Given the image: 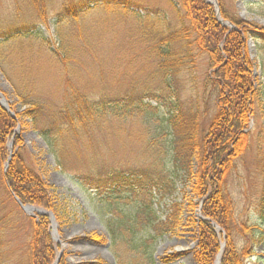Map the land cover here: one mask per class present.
Listing matches in <instances>:
<instances>
[{"label":"rangeland","instance_id":"374dc122","mask_svg":"<svg viewBox=\"0 0 264 264\" xmlns=\"http://www.w3.org/2000/svg\"><path fill=\"white\" fill-rule=\"evenodd\" d=\"M179 6L178 0H0V94L17 121L9 142L21 143H13L10 165L17 155L18 166L41 176L65 209L62 221L51 212L56 229L49 217L53 264H195L197 225L205 218L168 118L194 109L208 130L219 89L209 55L193 37L171 39L181 29ZM220 10L226 21L245 25L225 28L243 34L256 72L248 143L225 180L233 240L245 249V264H264V0H221ZM80 97L91 107H132L126 116L105 112L71 127L68 114L75 119L71 104ZM33 106L35 120L22 116ZM4 166L0 264H31L32 219L38 224L42 215H27L8 193ZM216 226L224 253L226 233Z\"/></svg>","mask_w":264,"mask_h":264},{"label":"trees","instance_id":"16d2710c","mask_svg":"<svg viewBox=\"0 0 264 264\" xmlns=\"http://www.w3.org/2000/svg\"><path fill=\"white\" fill-rule=\"evenodd\" d=\"M178 2L180 6L177 11L179 14H184L179 15L181 29L172 34L171 39L183 41L193 37L192 43L198 50L209 55L211 66L215 69L211 80L219 89L218 112L211 120L208 130L201 129L199 112L193 111L194 109L188 111V114L178 109L176 112H171L168 118L175 138L173 145L177 150V147L181 150L178 162L194 181L192 195L198 200V206L201 205V213L205 218L197 225L198 248L195 252V264H215L217 256L222 251L212 224L219 225L226 233L224 238L226 246L220 264H245L246 251L238 249L233 240L231 225L234 220V208L231 200L226 196L225 180L234 160L240 157L244 144L248 143V135L244 132L249 128L250 102L253 103L255 98L253 63L248 56L247 41L243 34L235 30L229 32L221 25L211 4L206 0H178ZM218 2L220 5L221 0ZM70 9L66 11L74 10ZM222 16L223 19L227 18L224 11ZM234 23L237 28L245 26ZM260 35L263 36L264 33L261 32ZM81 99L82 97L77 98L79 102L71 104L75 109V119L68 114L71 127L83 124L84 119L100 117L105 112L114 113L115 116H126L130 106L132 107L131 102H115L113 106L99 103L91 107L86 99ZM35 110H38L37 106L27 109L22 116L35 120L37 117ZM16 126V119L0 106L2 166L7 162L8 145L11 137L16 135L14 132ZM55 126L58 128V133L54 140L58 141L57 136L58 134L62 136V128L59 124ZM13 143L15 148L21 144L16 137ZM195 163L196 172H194ZM18 165L19 161L15 155L9 169L2 174V182L8 193L13 198H18L25 206L40 207L53 212L57 220L62 221L61 215L65 209L55 204L48 184L29 167ZM170 189H173L171 185ZM261 209L264 217V189ZM32 221L30 263L53 264L56 253L49 232V216H41L38 224L34 219ZM251 232L250 229L248 234H252Z\"/></svg>","mask_w":264,"mask_h":264},{"label":"water","instance_id":"95a60500","mask_svg":"<svg viewBox=\"0 0 264 264\" xmlns=\"http://www.w3.org/2000/svg\"><path fill=\"white\" fill-rule=\"evenodd\" d=\"M207 3L211 4L214 8H215V13L216 16L218 18V21L220 22V24H222L225 27H230V28H235V26L233 24H231L228 21H225L223 18H221V13H220V8H219V3L217 0H206ZM236 29V28H235ZM256 73V72H255ZM254 73V75H255ZM0 106L7 112L10 113L8 104L6 102V100H4V98H2L1 94H0ZM12 118H16V116L12 113H10ZM9 149H10V156L4 166L5 171L9 168L11 159H12V150H13V143L11 142L9 144ZM15 201L18 203V205L22 208V210L29 216L34 217V215H42V216H49L51 218V222L53 225V228L56 229L57 225L55 223V217L54 214L51 212H47L43 209H39V208H35L33 206H24L18 198L15 197ZM213 226H215L216 229H218V231L220 230L219 227H217L215 224H213ZM58 263V261L56 262V264ZM220 263V258L217 260L216 264Z\"/></svg>","mask_w":264,"mask_h":264},{"label":"bare ground","instance_id":"6f19581e","mask_svg":"<svg viewBox=\"0 0 264 264\" xmlns=\"http://www.w3.org/2000/svg\"><path fill=\"white\" fill-rule=\"evenodd\" d=\"M221 256H222V252H221V254H219L218 259L221 258Z\"/></svg>","mask_w":264,"mask_h":264}]
</instances>
